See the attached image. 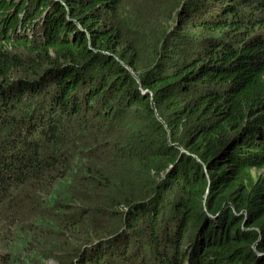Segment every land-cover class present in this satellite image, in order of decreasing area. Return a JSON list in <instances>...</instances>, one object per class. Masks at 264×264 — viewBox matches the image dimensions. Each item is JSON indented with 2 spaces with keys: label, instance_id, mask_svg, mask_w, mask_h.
I'll use <instances>...</instances> for the list:
<instances>
[{
  "label": "trees",
  "instance_id": "trees-1",
  "mask_svg": "<svg viewBox=\"0 0 264 264\" xmlns=\"http://www.w3.org/2000/svg\"><path fill=\"white\" fill-rule=\"evenodd\" d=\"M0 264H264V0H0Z\"/></svg>",
  "mask_w": 264,
  "mask_h": 264
},
{
  "label": "rangeland",
  "instance_id": "rangeland-1",
  "mask_svg": "<svg viewBox=\"0 0 264 264\" xmlns=\"http://www.w3.org/2000/svg\"><path fill=\"white\" fill-rule=\"evenodd\" d=\"M141 14L142 15L139 16L138 18H139V21L143 23V22H145V20L147 19V17L144 16V13H141ZM152 19H154V17H152ZM157 23L160 26V23L159 22H157ZM150 29L153 30V31H155L157 29V27L156 26H151ZM160 29H163V28L160 26ZM146 34H149V33L146 31L145 32V35ZM151 44H154V43H151ZM124 46L128 47L129 49L132 48V47H134L135 46L134 39H131V38L125 39L124 40ZM137 51H140V45L138 46ZM20 54H22V56H24V57H28V52L22 51V52H20ZM130 68L134 71V69L132 67H130Z\"/></svg>",
  "mask_w": 264,
  "mask_h": 264
},
{
  "label": "water",
  "instance_id": "water-1",
  "mask_svg": "<svg viewBox=\"0 0 264 264\" xmlns=\"http://www.w3.org/2000/svg\"><path fill=\"white\" fill-rule=\"evenodd\" d=\"M132 72H134L133 70H131Z\"/></svg>",
  "mask_w": 264,
  "mask_h": 264
},
{
  "label": "clouds",
  "instance_id": "clouds-1",
  "mask_svg": "<svg viewBox=\"0 0 264 264\" xmlns=\"http://www.w3.org/2000/svg\"><path fill=\"white\" fill-rule=\"evenodd\" d=\"M131 69V68H130ZM132 70V69H131ZM134 73V72H133Z\"/></svg>",
  "mask_w": 264,
  "mask_h": 264
}]
</instances>
